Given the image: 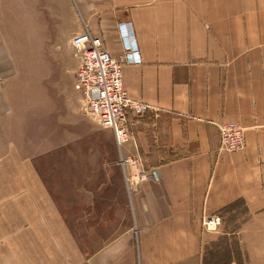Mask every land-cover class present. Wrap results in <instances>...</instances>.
<instances>
[{"label":"crops","instance_id":"obj_1","mask_svg":"<svg viewBox=\"0 0 264 264\" xmlns=\"http://www.w3.org/2000/svg\"><path fill=\"white\" fill-rule=\"evenodd\" d=\"M124 22L142 57L124 87L151 109L128 118L123 153L162 177L131 193L117 153L97 179L74 146L96 125L72 38L89 31L119 58ZM0 79V264H206L203 220L237 203L244 261L229 264H264V0H0ZM227 122L245 128L243 151L220 150ZM67 144L71 170L86 156L92 175L63 190L38 160Z\"/></svg>","mask_w":264,"mask_h":264},{"label":"built area","instance_id":"obj_2","mask_svg":"<svg viewBox=\"0 0 264 264\" xmlns=\"http://www.w3.org/2000/svg\"><path fill=\"white\" fill-rule=\"evenodd\" d=\"M118 31L123 47V55L119 58L110 53L100 37L89 31L74 36L71 45L74 57L80 62L75 89L81 95L83 112L113 132L119 155L118 165L127 191L131 193L143 183L159 182L162 177L158 170H146L140 158L123 153L124 144L131 138L128 118L131 115L141 116L151 107L134 100L124 87V66L140 65L142 57L133 24L120 23ZM214 125L220 132L221 151L232 153L245 149V129L238 123ZM222 223L220 215H212L203 220V227L207 232H217Z\"/></svg>","mask_w":264,"mask_h":264},{"label":"rangeland","instance_id":"obj_3","mask_svg":"<svg viewBox=\"0 0 264 264\" xmlns=\"http://www.w3.org/2000/svg\"><path fill=\"white\" fill-rule=\"evenodd\" d=\"M93 119L96 125L93 137L90 138L89 141H86V139H80L78 143H75L74 146L78 147L80 150L83 148L91 149L92 153L89 156L90 161L96 164V170L94 169L93 171L95 174L94 177H96L97 179H101L102 177H104V173L106 172L105 168L102 167V165L105 164L107 160L110 161L112 159L110 153H117L118 155V150L117 146L115 145V140L112 141L108 136H106V133L103 132L105 128H103L95 118ZM243 129L245 128L243 127ZM64 148L66 149H64L63 151L62 158L58 156L51 157L48 155L45 159L38 160V167L40 168V172L42 173L43 177L49 184L62 181V184L64 185L63 190H66L65 186L68 180H70L71 178L78 177L79 180L86 179L87 177H91L92 173H84V169H81V163L90 162L89 159L87 160L86 156H84V159L79 158L78 163H76L78 164L79 172L71 170L72 162L70 160L72 156L70 155L69 151L70 144H67L66 146H64ZM235 152L241 151L238 150ZM81 183L83 182L80 181V184ZM247 217L248 216L246 208L242 203L235 204L234 206L226 210L224 212V215H221L222 220L224 218L222 226L219 228L221 230L218 229L216 233L210 232L212 233L211 235H208L210 239L205 243L204 260L206 264H229L231 262L241 263L244 261L240 243L235 233L239 231Z\"/></svg>","mask_w":264,"mask_h":264}]
</instances>
